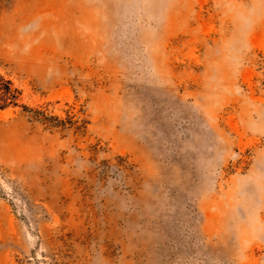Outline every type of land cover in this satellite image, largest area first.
<instances>
[{
  "label": "rangeland",
  "instance_id": "374dc122",
  "mask_svg": "<svg viewBox=\"0 0 264 264\" xmlns=\"http://www.w3.org/2000/svg\"><path fill=\"white\" fill-rule=\"evenodd\" d=\"M0 264H264V0H0Z\"/></svg>",
  "mask_w": 264,
  "mask_h": 264
},
{
  "label": "trees",
  "instance_id": "16d2710c",
  "mask_svg": "<svg viewBox=\"0 0 264 264\" xmlns=\"http://www.w3.org/2000/svg\"><path fill=\"white\" fill-rule=\"evenodd\" d=\"M18 92L13 89L10 81L0 75V110L9 106H16Z\"/></svg>",
  "mask_w": 264,
  "mask_h": 264
}]
</instances>
